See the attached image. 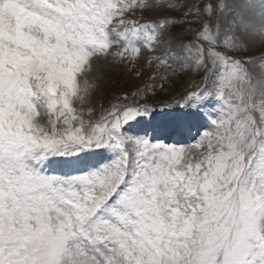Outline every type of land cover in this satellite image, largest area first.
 <instances>
[{
    "label": "snow or ice",
    "instance_id": "1",
    "mask_svg": "<svg viewBox=\"0 0 264 264\" xmlns=\"http://www.w3.org/2000/svg\"><path fill=\"white\" fill-rule=\"evenodd\" d=\"M225 10L0 0V264H264V73L228 55L246 22L222 33ZM141 59L151 82L96 116L93 61ZM177 67L199 82L150 106ZM173 113L206 124L184 142L133 130Z\"/></svg>",
    "mask_w": 264,
    "mask_h": 264
},
{
    "label": "rangeland",
    "instance_id": "2",
    "mask_svg": "<svg viewBox=\"0 0 264 264\" xmlns=\"http://www.w3.org/2000/svg\"><path fill=\"white\" fill-rule=\"evenodd\" d=\"M213 3L219 7L220 4L225 6L224 12H217L219 17L220 29L224 33L237 16L242 17L246 22V26L242 29L232 31L231 35L235 37L232 49L228 55L247 63L243 67L247 69L249 74L260 76L264 70L260 68V64L264 63V4L260 0H213ZM217 17H213V21ZM182 29L174 30L175 39L172 47L179 50L180 44L185 37L181 35ZM149 52H144V57H150ZM155 55H162L161 52ZM137 72L140 75L137 76ZM154 68L149 66L144 59H141L135 68H126L124 66L110 65L103 60L93 61V70L91 78L97 84L91 97V106L95 109L96 116H99L111 104L115 103H131L137 88H143L150 83L149 77L153 74ZM200 77L191 72H180L177 67V74L172 77V81L167 85L163 92L158 93L149 101L150 106L161 107L159 101L165 100L167 103L175 104L176 100L192 88L194 84L199 82ZM127 96L128 99L123 98ZM179 115L173 113L171 117L160 118L152 123H143L134 126V131L143 134L147 132L149 135L163 137L171 141H187L189 137V129L191 135H195L197 129L202 124H206L199 118H186L182 128L174 126L172 121ZM173 128V129H171ZM171 129V130H170ZM202 130V129H201ZM55 167V166H53Z\"/></svg>",
    "mask_w": 264,
    "mask_h": 264
}]
</instances>
